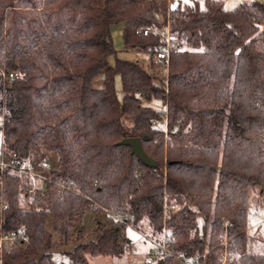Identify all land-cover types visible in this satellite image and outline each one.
Listing matches in <instances>:
<instances>
[{"label": "trees", "instance_id": "obj_1", "mask_svg": "<svg viewBox=\"0 0 264 264\" xmlns=\"http://www.w3.org/2000/svg\"><path fill=\"white\" fill-rule=\"evenodd\" d=\"M213 1L168 12L167 0H0V132L19 158L36 150L52 164L46 191L26 207L25 179L0 174L1 227L24 236L3 249L1 264L120 255L128 222L158 238L164 197L179 205L167 219L173 251L220 264L226 234L225 264H264L246 224L250 190L264 189V2L227 10ZM38 8V17L13 15ZM167 23L174 47L156 59ZM116 24L122 48L146 58L117 55ZM41 57L57 74L48 94L37 87ZM11 69L21 75L4 82ZM152 99L165 112L143 104ZM125 137H138L155 164L131 154ZM87 212L111 225L95 220L85 242L76 225Z\"/></svg>", "mask_w": 264, "mask_h": 264}, {"label": "rangeland", "instance_id": "obj_2", "mask_svg": "<svg viewBox=\"0 0 264 264\" xmlns=\"http://www.w3.org/2000/svg\"><path fill=\"white\" fill-rule=\"evenodd\" d=\"M168 1V12L171 11V9H175L176 7H184L186 5L193 4L195 1L198 2V5L200 8L204 7L203 0H167ZM222 6L227 10H232L240 7L241 5H248L251 6L250 3L253 2H264V0H214V5L221 4ZM253 10V8H251ZM42 9L38 8L35 9H16L13 10V15H18L22 13L24 16H36L42 14ZM166 32H168L165 37L169 36L170 42L174 44V42L171 39V36L169 34V26L168 23L166 24ZM121 30L122 25L116 24L112 27V34H113V41L114 46L117 50V55L120 58L123 59H143L146 58L147 55L140 52H133L130 50H124L122 47V38H121ZM167 40V38H166ZM43 57L39 58L38 63L40 67V78L37 82V87L41 89L42 93L47 92L49 93L50 88V81L52 77L57 74L54 73V71H51V67L49 64H45L44 62H41ZM2 69L5 68L2 66ZM1 69V70H2ZM16 70V76H20L21 73L19 70ZM102 78L99 77L94 81L95 86H99L101 84ZM115 84L117 89L120 88L119 78L117 77L115 80ZM46 88V90H45ZM120 96V92H118ZM143 104L151 106L154 109L160 110L165 112V104L162 103L160 99H152L149 102L143 101ZM165 115L162 116V121L160 122L161 127H165ZM27 159L37 161L38 153L36 150H33ZM2 176H8L17 178L19 176L15 175H9L6 173H2ZM2 183V182H1ZM2 187V184L0 185ZM2 189V188H1ZM6 200L4 194L0 195V200ZM166 197H164V200ZM32 200L31 196L23 197L21 196L20 202L23 207L28 206L29 202ZM7 201V200H6ZM179 206V205H178ZM114 218V217H113ZM103 221V223H106V225H111V219L109 217H106L104 214H93L90 212H87L83 219L76 225V229L79 226L81 228L80 233V241H90L95 238L96 236V230H95V220ZM115 219V218H114ZM117 220V219H115ZM246 224H247V235L250 240V250L252 252L258 253V254H264V189L260 190L259 188H253L249 192L248 197V205H247V217H246ZM76 231V230H75ZM74 231V232H75ZM124 233L125 237L127 238V242L123 245V250L120 255H105V254H98L94 256L89 257V261L92 264H143L144 260L149 252L150 249L153 248L152 243L148 240L149 235L142 231L139 225L133 224L132 222H128L124 227ZM74 246V244L71 242L68 246H66L64 249H71ZM60 255L58 254L56 256V259H59Z\"/></svg>", "mask_w": 264, "mask_h": 264}, {"label": "built area", "instance_id": "obj_3", "mask_svg": "<svg viewBox=\"0 0 264 264\" xmlns=\"http://www.w3.org/2000/svg\"><path fill=\"white\" fill-rule=\"evenodd\" d=\"M143 34L148 32L147 29L142 30ZM168 32L165 33L167 35ZM169 36L165 37V48L155 52L156 59L167 60L169 50L174 47L170 42ZM167 38V40H166ZM16 70L11 69L8 72L1 71V76L4 82L10 81L15 77ZM4 118L2 117V121ZM52 169V164L48 158L38 159L33 161L30 159L19 158L14 150L7 147L3 132H0V174L6 173L23 177L26 181L25 195L32 196L35 192L44 193L48 182V173ZM59 189H71L70 185H61L57 183ZM7 208L6 200H0V264L1 253L3 249L14 247L22 242L24 236L21 229L5 231L1 227L2 211ZM179 208L175 202H169L166 199L162 206V223L161 230L157 239L149 237L148 240L152 243L153 248L149 250L143 264H162L164 259H168L167 264H201L197 255H186L182 252L173 251L170 248V240L172 237L171 231L167 226V219L172 212ZM113 217L117 220L123 218L120 212L114 213ZM223 249L220 252V264H225L228 258L227 255V236L222 235ZM54 264H60L59 259H55Z\"/></svg>", "mask_w": 264, "mask_h": 264}, {"label": "water", "instance_id": "obj_4", "mask_svg": "<svg viewBox=\"0 0 264 264\" xmlns=\"http://www.w3.org/2000/svg\"><path fill=\"white\" fill-rule=\"evenodd\" d=\"M120 144L130 146L131 154H134L144 165L152 167L155 161L143 150L141 141L138 137H125L119 141Z\"/></svg>", "mask_w": 264, "mask_h": 264}]
</instances>
